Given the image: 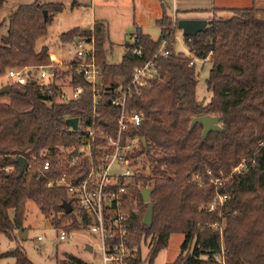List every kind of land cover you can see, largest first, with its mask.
<instances>
[{"label": "trees", "instance_id": "obj_1", "mask_svg": "<svg viewBox=\"0 0 264 264\" xmlns=\"http://www.w3.org/2000/svg\"><path fill=\"white\" fill-rule=\"evenodd\" d=\"M4 1L0 0V10ZM161 3L163 14L156 20L159 37L154 39L136 26L133 35L141 54L134 53L128 41L131 56L124 55L117 63L107 58L105 22L96 21L93 28L74 26L59 34L63 44H72L94 32L96 60L103 70L96 104L91 84L74 68L59 65L57 78L12 82L10 91L0 94V235L13 240L15 231L24 230L29 200L53 226L68 220L67 228L87 229L84 214L80 221L75 213L67 187L49 184L63 175L72 181L83 179L89 170L88 158L79 156L70 165L71 152L63 151L77 146L83 132L63 127L71 116L79 117L84 126L93 125L94 146L104 143V134L117 135L121 106L114 102L113 89L131 80L136 65L152 60L157 79L125 102L127 112L141 111L145 118L123 131L122 140L139 137V146L131 152L136 163L142 160L137 180L153 187L150 226L143 223L148 203L140 190H134L139 210L130 220L129 239L139 251L130 264H142L141 244L148 237V261L153 264L172 233H183L185 238L176 259L167 264H264V8L231 7L230 16L209 17L201 31L183 34L191 52L187 55L175 50L178 27L167 3ZM63 8L61 1L34 0L20 3L9 14L6 32L0 35V74L9 68L51 63L49 46L38 47L37 42ZM165 37L166 56L157 53ZM195 58L211 62L206 84L212 95L207 102L197 96ZM66 75H71V84L83 87L78 100L58 98V81ZM203 114L219 116L221 129L203 136L202 123L190 128L193 117ZM19 156L26 158L21 175ZM242 159L248 163L247 171L233 172ZM45 161L50 168L43 170ZM225 193L227 199L210 209L217 195ZM64 201L71 202L72 212L64 211ZM5 258H13L6 264H35L20 245L0 252V264ZM59 264H82V260L68 253Z\"/></svg>", "mask_w": 264, "mask_h": 264}, {"label": "built area", "instance_id": "obj_2", "mask_svg": "<svg viewBox=\"0 0 264 264\" xmlns=\"http://www.w3.org/2000/svg\"><path fill=\"white\" fill-rule=\"evenodd\" d=\"M175 25H177V19L174 16ZM136 42V36L132 35L130 43L133 45V52L141 54L142 49L135 45ZM167 42V37L162 39L157 53L165 56L168 54ZM73 44H75V50L70 62L64 63L50 52L51 63L48 65L9 68L7 75L10 83H26L29 80L44 82L47 79L57 78L59 74L56 65L61 68H74L91 84L94 94L93 102L96 104L99 99L98 92L103 86V70L96 60L94 32L92 31L91 35L77 37ZM192 63L193 61L190 62ZM157 77L155 63L150 60L134 67L133 76L127 84H116L113 89L114 102L121 106L118 132L115 136L104 134L103 144L93 145L97 129L93 125L84 126L80 123V118L76 128L70 122L63 127L65 131L81 130L83 132L77 146L65 148L63 151L71 152L67 160L70 165H73L79 156L88 158L89 170L83 179L72 181L63 175L58 179H51L49 184L67 187L75 201V213L78 219L83 220V213L88 225L86 230L99 235L102 264H130L131 260L138 255L139 246L132 245L129 239L130 220L139 210V199L134 190L141 191L143 187L149 188L150 184L137 180L139 170L132 167L136 161L131 152L139 146V137H128L123 141L122 132L130 126L138 125L145 116L143 112L137 110L127 112L125 102L127 98L141 94L142 89ZM65 78H60L58 81L59 100H78L83 87L71 84L69 81L71 75H66ZM65 85L70 87V92L65 90ZM75 149H77L76 153L73 152ZM49 168L50 162L45 161L43 170ZM5 169L9 170L10 167H5ZM247 169L248 163L242 159L234 167L233 172H246ZM216 182L221 184L222 180L217 179ZM227 197L226 193L217 195L210 204V209H214L218 201L223 203ZM72 232L73 230L60 226L57 228V237L60 241H67L71 238ZM37 238L41 240L43 236L39 235Z\"/></svg>", "mask_w": 264, "mask_h": 264}, {"label": "rangeland", "instance_id": "obj_3", "mask_svg": "<svg viewBox=\"0 0 264 264\" xmlns=\"http://www.w3.org/2000/svg\"><path fill=\"white\" fill-rule=\"evenodd\" d=\"M32 1L34 0H5L0 10V21L4 16L7 17L12 11H14L15 7H17L20 3H28ZM59 1H63L66 5L64 12L61 17L55 18V20L49 25L48 33L38 40L37 46L40 47L43 44H47L50 48V51L59 52L62 55V58L68 61L69 58L73 56L75 44L72 43L61 46L59 43V33L76 24L88 26L91 9L88 4H85L80 8L75 7L72 9V0ZM156 1L157 0H155V2ZM163 1L167 3V9H169L173 16H176L174 6L179 9L178 16L183 15L184 12L181 11L179 7L181 0ZM188 1L192 7L206 4L205 0ZM219 4L225 8H220L214 12L213 10L209 11L205 9H191L189 11H199L197 13L192 12L191 14L208 19L214 15L218 17L230 16L232 13L230 12L229 8L231 7H246L255 4L256 6L264 8V0H219ZM120 11L122 17L119 18L114 16L115 22H111V40L106 42L107 57L110 62H119L123 58L127 51L126 41L131 40L135 29V26L132 25L134 22L133 18L135 17L133 9L127 8L125 11ZM262 15L264 16V14ZM7 23L8 18L6 20L5 27L0 28V35L6 32ZM146 29L148 30V33H151L154 38H158L161 32V28L155 25L152 21L150 24L148 23ZM175 34V50L184 52L187 55H191V52L187 49L185 44L182 29L177 28ZM70 50L72 51L71 53ZM53 56L55 57L54 54ZM195 61L196 70L198 72L197 96L199 99L207 102L210 100L212 95V92L207 88L206 84V78L208 77L209 70L211 68V62L209 60L199 58H195ZM7 83H10L7 73L0 74V87ZM64 88L67 90V92H70V87L68 85H65ZM2 99L6 100L7 97H3ZM132 167L138 170L142 169V160L139 159L136 164L132 165ZM67 224H69L68 220L62 223L60 226L67 228L65 226ZM60 226H53L51 220L46 218L41 213L38 206L32 200H29L26 208L24 230L15 231V238L13 240L9 239L5 234H1L0 252L16 245H20L35 264H59L68 253L80 258L82 260V264H102V251L100 248L101 243L99 235L96 232L81 228H67L68 230H73L71 238L67 241H60L57 237V228ZM26 230L27 238L21 239L19 237V231L23 233ZM39 235H42L43 239L39 240L37 238ZM184 238L185 235L183 233H172L169 238L168 245L158 252L154 258L153 264H167L173 262L181 251V244ZM149 241L150 237H148L141 244V254L143 258L142 264H150L148 261L150 251ZM87 245H91L93 250H88ZM12 261L13 259L11 258H5L2 260L4 264Z\"/></svg>", "mask_w": 264, "mask_h": 264}, {"label": "crops", "instance_id": "obj_4", "mask_svg": "<svg viewBox=\"0 0 264 264\" xmlns=\"http://www.w3.org/2000/svg\"><path fill=\"white\" fill-rule=\"evenodd\" d=\"M42 1H48V0H42ZM57 1H59V0H57ZM61 2H63V1H61ZM71 2H72V6H71L72 9L75 7L80 8L81 6H83L85 4H88L90 9H91L90 10V17H89L90 19L88 21V23H89L88 26L76 24V25H73L72 27L80 26L82 28H92L97 20L103 21L106 23V25L108 27V40H111V22H115L114 16H117L119 18L122 17V15L120 14V12H121L120 10L125 11V9H127V8H132L134 11V15H135V17L133 18L134 22L132 23V25H134L135 27L140 26L145 33H148V30L146 29L148 26V23L150 24V22L152 21L155 25H157L156 20L158 18H160L163 14V8H162L161 0H157L156 2H155V0H72ZM73 2H76V3H73ZM205 3L206 4H204L202 6L192 7V5H190L188 0H181L179 7H180V10L183 11L184 13H183V15L178 16V10L179 9H177V7L174 6V11L176 14V16L175 15L174 16L176 18H202V17L196 16L195 14H191L192 12L197 13L199 11H189V10H191V9H195V10L205 9V10L210 11L211 8H225L219 4V0H205ZM65 7H66V5L64 3L63 10L58 12L55 15L54 20H55V18L61 17V15L64 12ZM15 9H16V7H15ZM137 9H138V11H137ZM167 12L169 15L173 16V14L169 11V9H167ZM213 12H214V10H213ZM8 16L7 17L4 16L2 18V20H1V22L3 21L2 28L5 27V23H6ZM126 25H127V23H126ZM72 27H70V28H72ZM6 28H7V25H6ZM128 28H129V25H128ZM65 30H67V29H65ZM148 34L151 35V33H148ZM151 37L154 38L152 35H151ZM154 39H157V38H154ZM128 41L129 40H127L126 43ZM59 43L61 44V46L67 45V44H63L61 41H59ZM50 52L54 53L55 56L59 60H63L64 63L70 62L72 59L70 57L69 60L66 61L65 59L62 58V55L59 52H57V51L56 52L50 51ZM106 53H107V51H106ZM11 259H13V258H11Z\"/></svg>", "mask_w": 264, "mask_h": 264}, {"label": "water", "instance_id": "obj_5", "mask_svg": "<svg viewBox=\"0 0 264 264\" xmlns=\"http://www.w3.org/2000/svg\"><path fill=\"white\" fill-rule=\"evenodd\" d=\"M44 16H47V11L44 10ZM208 23V19L206 18H179L177 20V27L182 29V32L184 35H194L197 32L201 31ZM127 57H130V51L127 50L125 53ZM11 88V84L7 83L0 87V94L9 92ZM79 121V117L73 116L68 118V122H70L74 128L77 127ZM220 117L216 115L211 114H203L193 117L190 128H193L196 123H202L203 124V136H206L210 131L212 130H220ZM142 142L146 145V138H141ZM74 153L77 152V149L73 151ZM17 162L19 163V175H21L24 172L25 165H26V158L24 156H19L17 158ZM153 187H143L141 190V195L143 197V200L148 203V207L146 210V213L143 217V223L147 226H150L152 224L153 220V205L150 202L151 201V195H152ZM62 207L66 213H70L73 210V206L70 201H64L62 203ZM19 237L21 239L27 238V230L25 232L19 231ZM87 249L92 251L93 247L91 245H87Z\"/></svg>", "mask_w": 264, "mask_h": 264}]
</instances>
